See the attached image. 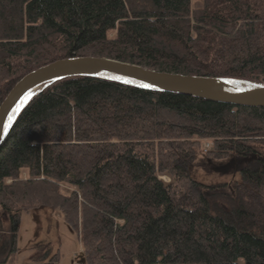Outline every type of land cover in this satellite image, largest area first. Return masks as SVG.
<instances>
[{
    "label": "trees",
    "instance_id": "1",
    "mask_svg": "<svg viewBox=\"0 0 264 264\" xmlns=\"http://www.w3.org/2000/svg\"><path fill=\"white\" fill-rule=\"evenodd\" d=\"M78 55L264 84V0H0V103ZM236 160L225 181L192 171ZM42 205L63 210L87 264H264V106L99 75L45 83L0 151V264ZM47 244L29 264H59Z\"/></svg>",
    "mask_w": 264,
    "mask_h": 264
},
{
    "label": "water",
    "instance_id": "2",
    "mask_svg": "<svg viewBox=\"0 0 264 264\" xmlns=\"http://www.w3.org/2000/svg\"><path fill=\"white\" fill-rule=\"evenodd\" d=\"M77 74L106 76L215 101L264 106V84L160 70L106 56L64 57L26 73L2 100L0 103V151L14 116L34 91L54 79Z\"/></svg>",
    "mask_w": 264,
    "mask_h": 264
},
{
    "label": "rangeland",
    "instance_id": "3",
    "mask_svg": "<svg viewBox=\"0 0 264 264\" xmlns=\"http://www.w3.org/2000/svg\"><path fill=\"white\" fill-rule=\"evenodd\" d=\"M243 160H236L227 166V172L216 170L192 169L193 174L204 182H217L230 179L233 170L239 169ZM197 170V171H196ZM166 179L169 177L164 176ZM68 189V186H64ZM221 202H218L220 206ZM38 243H49L53 250L60 251L59 264H87L82 241L76 231L65 219L61 208L39 206L24 211L18 234V251L12 264L32 263ZM47 244V245H49Z\"/></svg>",
    "mask_w": 264,
    "mask_h": 264
},
{
    "label": "built area",
    "instance_id": "4",
    "mask_svg": "<svg viewBox=\"0 0 264 264\" xmlns=\"http://www.w3.org/2000/svg\"><path fill=\"white\" fill-rule=\"evenodd\" d=\"M212 146V141L209 139H206L203 143V147L205 150L209 149Z\"/></svg>",
    "mask_w": 264,
    "mask_h": 264
}]
</instances>
